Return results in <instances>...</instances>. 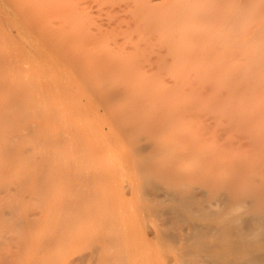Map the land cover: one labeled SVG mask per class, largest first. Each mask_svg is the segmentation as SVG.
<instances>
[{"label": "bare ground", "instance_id": "1", "mask_svg": "<svg viewBox=\"0 0 264 264\" xmlns=\"http://www.w3.org/2000/svg\"><path fill=\"white\" fill-rule=\"evenodd\" d=\"M38 1L64 0H0L1 256L23 242L9 264H264V0H104L116 27L88 6L48 21Z\"/></svg>", "mask_w": 264, "mask_h": 264}, {"label": "rangeland", "instance_id": "2", "mask_svg": "<svg viewBox=\"0 0 264 264\" xmlns=\"http://www.w3.org/2000/svg\"><path fill=\"white\" fill-rule=\"evenodd\" d=\"M32 5H34V4H38L39 6H42V7H45V8H48L49 10H45L44 11V17L48 20V21H50V19H52V21L54 20V22L55 21H58V18L57 17H59V15H60V13L59 12H51V10H53V9H61V8H75V7H84V8H87V6H88V8H87V12L88 11H90V9H91V11L90 12H86V9H83V11H85L84 13H85V15H87L88 14V16L90 15V17H92L91 18V20L90 21H92V20H94L95 21V19L97 18V19H100V21H101V19H103V20H105L107 17V20H105V22L106 23H108L109 25H111L112 24V26H113V21H115V27H116V21H119V19L118 20H116V19H114V20H112L113 18H110L109 17V15L111 16V13H113V17H115L114 15V13H116V11L115 12H110L112 9H110L109 7L111 6V3L110 2H107V1H104V0H79V1H77V0H67V1H61V2H58V1H51V2H42V1H38V2H35V3H31ZM112 5H114V4H112ZM86 6V7H85ZM112 8H113V6H111ZM90 8V9H89ZM110 10H109V9ZM115 8V7H114ZM113 8V9H114ZM89 9V10H88ZM108 9V10H107ZM108 12L110 13L109 15H108ZM119 12L117 11V13H116V15H119L118 14ZM123 14H124V12H123ZM123 14L121 13L120 14V16H123ZM82 16H84V15H82ZM54 17H55V19H54ZM85 18L87 17V16H84ZM95 17V18H94ZM117 17H119V16H116V18ZM88 18V17H87ZM109 18H110V23L108 22L109 21ZM90 19V18H89ZM70 21H71V18L69 19ZM103 20H102V23L103 24H105L104 22H103ZM99 20H97L96 22H98ZM99 21V22H100ZM111 22H113V23H111ZM65 23L67 24L68 23V20L66 21V19H65ZM101 23V22H100ZM101 23V24H102ZM95 24V26H96V23H94ZM102 24V26H100V27H103L104 25ZM106 25L107 24H105V27H106ZM94 26V27H95ZM97 26H98V24H97ZM96 26V27H97ZM111 27V26H110ZM119 28V27H118ZM2 29H3V31L10 37V38H12L13 37V40H14V42L16 43L17 42V44H18V46L19 47H17V45H16V47H17V49L20 51V52H22L25 56L26 55H28V56H30L31 57V62L30 63H32L36 68H49V66H48V59L46 58V57H44V56H42L40 53H39V51L38 50H34V51H36V53L35 54H33V51H32V49L30 48V45H29V43H27V42H25L24 40H23V38H22V36H20V34L16 31V29L15 28H13L12 26H9V27H7L6 26V23L5 24H3L2 25ZM111 32H110V31ZM107 32H108V34H103L102 36H101V40L97 43V46L95 47V49H98L99 47L100 48H104L105 46H107L108 44H115L116 42V39L118 38V36L116 37V36H113V34H112V32H114L115 30L117 31V29H109ZM114 33H117V32H114ZM117 35V34H116ZM118 35H121V34H119V32H118ZM124 36V35H123ZM122 35H121V37L122 38H124ZM113 37H116L115 38V41L114 40H112L113 39ZM120 37V38H121ZM118 39L117 41H123L124 39ZM16 40V41H15ZM113 41H114V43H113ZM84 44L85 43H83V42H79V43H77V41L75 42V44H74V46L76 47H73V48H69L68 49V51H77L78 53L77 54H81V53H83V52H85L84 50H83V48H84ZM111 46V45H110ZM21 48V49H20ZM83 51V52H82ZM87 68H91V67H87ZM63 90H64V92L66 93V94H68L69 93V90H67V88L66 87H63L62 88ZM71 95H74V96H83L84 94H71ZM125 95H131V94H125ZM190 95V94H189ZM192 95V94H191ZM185 96H187L186 94H185ZM188 97V96H187ZM192 97V96H191ZM120 100V99H119ZM121 101V100H120ZM122 102V101H121ZM90 135H91V137L95 140V141H97L98 140V136L96 135V134H93V133H90ZM67 144V143H66ZM68 145H69V143H68ZM68 145H66V148L68 147ZM63 147H65L64 146V144H63ZM61 149H62V147H61ZM65 148H63V150H64ZM72 153H73V151H72ZM115 153V152H114ZM116 154V153H115ZM114 154V155H115ZM117 154H118V152H117ZM70 155H71V152H70ZM70 155H68V156H70ZM66 156V155H65ZM65 156H64V159H65ZM68 156H66V158L68 157ZM72 156H74V155H72ZM63 157V156H62ZM62 157H60V153H59V159H60V161H62L63 159H62ZM75 157V156H74ZM72 157L70 156V158L68 157V160L70 161V159H71ZM59 159H57L56 160V162L59 164ZM62 159V160H61ZM74 159V158H73ZM67 160V161H68ZM77 162H78V160H76ZM76 161H75V164L74 165H79V163H77L76 164ZM82 161V159L80 160V162ZM49 162V161H48ZM52 162H55V161H52ZM51 162V163H52ZM96 162H97V160H96ZM100 162V161H99ZM98 162V164H100ZM50 163V162H49ZM53 164V163H52ZM55 164V163H54ZM46 165H48L47 163H46ZM45 165V167H48V166H46ZM50 166L49 167H51L50 169L52 170L53 169V167H52V165L51 164H49ZM60 165H61V162H60ZM62 165H64V162H62ZM61 165V166H62ZM81 166V165H80ZM102 166V165H101ZM48 167V168H49ZM58 167V165L54 168V170H53V172H54V175L56 176V174L58 175L59 173H61V175H63V173L65 172H60V170H58L57 169V171H58V173H55L56 172V168ZM73 167V166H72ZM75 167H78V166H74V168H72V170L73 169H75ZM48 168H45L46 170H48ZM62 168V167H61ZM50 170V171H51ZM64 170V169H63ZM71 170V169H70ZM71 170V171H72ZM78 170V169H77ZM77 170H75L76 172H77ZM61 171H62V169H61ZM75 171H73L74 173L72 174V173H68L69 174V176H71L73 179L75 178V177H77L76 175H77V173L79 172H77V173H75ZM70 172V171H69ZM65 174V173H64ZM74 174H76L75 176H74ZM60 175V174H59ZM126 175V174H125ZM66 176H67V174H66ZM65 176V177H66ZM74 176V177H73ZM57 177V176H56ZM63 177H64V175H63ZM65 177L64 178H62V177H58V179L59 178H61L60 180L62 181V183H61V181H60V183H59V185L56 187V190H55V194H56V196L57 197H60L61 196V194L62 193H64V191H66L65 192V194L68 192V190H66L67 189V185L70 187V186H72V184H70L69 182H67L66 183V181L65 180H67L68 181V178L67 179H65ZM71 178V179H72ZM63 179H64V181H63ZM72 179V180H73ZM76 179V178H75ZM65 187V188H64ZM78 187H80V185L78 186ZM78 187H77V189H78ZM87 187V186H86ZM70 188H73V187H70ZM82 188H85V186H82ZM65 189V190H64ZM69 189V188H68ZM81 189V188H80ZM80 189H78L79 191H80ZM72 190V189H71ZM69 191V192H73L74 190H72V191ZM78 190H76L75 189V192L76 191H78ZM79 191H78V193L76 192L75 193V195H77V198H78V196H79ZM74 193V192H73ZM67 195V194H66ZM66 195H65V198H66ZM69 195L70 196H68L67 195V197H72V195L73 194H71V193H69ZM51 197H52V194L50 195ZM54 196V195H53ZM74 197V196H73ZM64 198V197H63ZM76 197H74V198H70L71 200H73V199H75ZM68 199V198H67ZM72 202V201H71ZM54 211H55V209L53 208V207H51V206H49V208H47L46 209V211H45V217H44V220H46V222L44 221V223L42 224V230L43 231H48V230H50L51 228H53V226L51 227V224H52V219L54 218ZM46 223H47V226H46ZM54 224V223H53ZM52 224V225H53ZM46 226V227H45ZM23 242H22V244L19 246V247H17V248H11L10 250H8L9 249V246L8 245H6L5 246V248L4 249H2L3 251H5V253H6V255L5 256H1V254H0V260H2L3 261V264H9V261H8V257L10 258V260L11 259H17V261L20 263V261H22L23 260V258H24V255H26L27 254V246H23ZM6 257V258H5Z\"/></svg>", "mask_w": 264, "mask_h": 264}]
</instances>
